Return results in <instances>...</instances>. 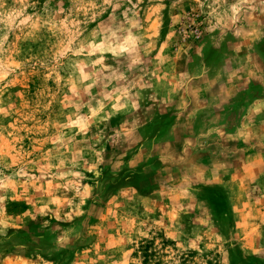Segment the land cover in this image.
<instances>
[{
    "label": "rangeland",
    "instance_id": "rangeland-1",
    "mask_svg": "<svg viewBox=\"0 0 264 264\" xmlns=\"http://www.w3.org/2000/svg\"><path fill=\"white\" fill-rule=\"evenodd\" d=\"M0 264H264V0H0Z\"/></svg>",
    "mask_w": 264,
    "mask_h": 264
},
{
    "label": "crops",
    "instance_id": "crops-1",
    "mask_svg": "<svg viewBox=\"0 0 264 264\" xmlns=\"http://www.w3.org/2000/svg\"><path fill=\"white\" fill-rule=\"evenodd\" d=\"M261 26V25H260Z\"/></svg>",
    "mask_w": 264,
    "mask_h": 264
}]
</instances>
